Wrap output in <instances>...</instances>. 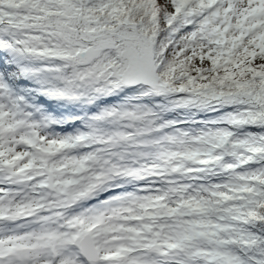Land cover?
I'll return each mask as SVG.
<instances>
[{
  "label": "snow or ice",
  "instance_id": "snow-or-ice-1",
  "mask_svg": "<svg viewBox=\"0 0 264 264\" xmlns=\"http://www.w3.org/2000/svg\"><path fill=\"white\" fill-rule=\"evenodd\" d=\"M0 51V264H264V0H0Z\"/></svg>",
  "mask_w": 264,
  "mask_h": 264
},
{
  "label": "rangeland",
  "instance_id": "rangeland-1",
  "mask_svg": "<svg viewBox=\"0 0 264 264\" xmlns=\"http://www.w3.org/2000/svg\"><path fill=\"white\" fill-rule=\"evenodd\" d=\"M156 103H160V101L156 100ZM215 115H216L215 113H205V112H199L194 115L193 111L176 110V111H169L166 113H162V118L164 120L191 121V120H208V119L214 118ZM181 127L200 128V127H203V125L202 124H184V125H181ZM69 131H72V129H70Z\"/></svg>",
  "mask_w": 264,
  "mask_h": 264
},
{
  "label": "trees",
  "instance_id": "trees-1",
  "mask_svg": "<svg viewBox=\"0 0 264 264\" xmlns=\"http://www.w3.org/2000/svg\"><path fill=\"white\" fill-rule=\"evenodd\" d=\"M112 100V102L111 103H115L116 101L112 98V97H109L108 98V100ZM71 107H75V108H80V107H78V106H74V105H70ZM96 109H91L90 111H95ZM82 112H81V114L83 115V110H81Z\"/></svg>",
  "mask_w": 264,
  "mask_h": 264
}]
</instances>
